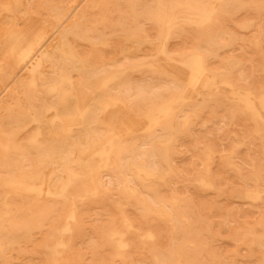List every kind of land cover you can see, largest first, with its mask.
<instances>
[{"label": "bare ground", "instance_id": "bare-ground-1", "mask_svg": "<svg viewBox=\"0 0 264 264\" xmlns=\"http://www.w3.org/2000/svg\"><path fill=\"white\" fill-rule=\"evenodd\" d=\"M203 112L231 126L227 145L193 136L196 168H175ZM244 146L249 168L233 162ZM209 195L219 227L232 204L258 218L213 232L194 202ZM242 250L264 264V0H0V264Z\"/></svg>", "mask_w": 264, "mask_h": 264}, {"label": "rangeland", "instance_id": "rangeland-1", "mask_svg": "<svg viewBox=\"0 0 264 264\" xmlns=\"http://www.w3.org/2000/svg\"><path fill=\"white\" fill-rule=\"evenodd\" d=\"M26 2H31L28 0H25ZM249 32H243L240 33L239 36H249ZM221 54L224 53V55H228V54H237V51L234 49L228 50L226 52L220 51ZM246 82V81H245ZM202 120H205V122L203 124H200L196 127H193L191 129L190 135L187 138V142L184 145H181L178 147V154L177 156L173 157V161H172V165L175 168H181L187 172H191L196 168V164H195V160L196 157L200 154L201 150L198 149V144H200V142H195L193 139L197 138V137H203V140L205 142H201V143H205L208 140H215V143H220L216 148L217 151L223 149V147H225L227 145V143H225L224 139H223V132L224 130L229 131L231 130V126H228L224 121H221V117H219L218 115L216 117H214L211 121L208 119V116H206V113L203 112L202 113ZM223 129L220 133L219 129ZM239 136V134H237ZM222 139V142H220V140ZM260 160L259 159V153L257 151V149H254V152L252 151V147L251 146H244L241 147L240 150L237 152L235 158H233V162L241 168H249V165L247 163L250 162V160ZM218 162L214 161L213 165H212V171L214 173H218ZM226 182H228V180L231 182L232 180L230 178H225ZM189 195L193 196V193L189 192ZM215 197L213 195H209V196H204V197H199V196H194V202L196 204V209H197V205L200 204L203 208H204V216L205 218L208 219V222L211 225L212 231H219V232H223L225 234L229 233L231 230H233L234 228L238 227L239 224L241 222L244 221H248L251 222L253 220H255L256 218H258V214L256 212H249V208L246 205H241V204H232L235 211L237 212V219H235L234 221H231L227 224H225L223 227H219L217 226V222L219 221V219L217 217H213L210 213L213 212L215 210V208L217 207H223L225 205V203L222 201V198L219 200H215ZM214 203H217V205H215ZM219 248L221 249V251H225L227 249V247L225 245H219ZM240 257L242 260L241 264H249L245 261L244 255L245 252L242 250L240 251Z\"/></svg>", "mask_w": 264, "mask_h": 264}]
</instances>
